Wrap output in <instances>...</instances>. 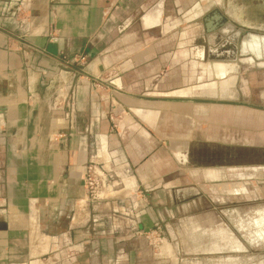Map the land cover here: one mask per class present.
<instances>
[{"label": "crops", "instance_id": "crops-1", "mask_svg": "<svg viewBox=\"0 0 264 264\" xmlns=\"http://www.w3.org/2000/svg\"><path fill=\"white\" fill-rule=\"evenodd\" d=\"M205 14L192 0H0V264H136L181 190L263 147L264 52L195 49L217 27Z\"/></svg>", "mask_w": 264, "mask_h": 264}, {"label": "rangeland", "instance_id": "rangeland-1", "mask_svg": "<svg viewBox=\"0 0 264 264\" xmlns=\"http://www.w3.org/2000/svg\"><path fill=\"white\" fill-rule=\"evenodd\" d=\"M192 4L206 10L204 16L215 17L217 26L205 38H199L205 32L198 35L195 49L227 52L231 57L264 52V0H192ZM258 94V108L264 111V84L258 86ZM252 134L263 146L252 151L255 156L238 168L225 165L219 182L199 177L198 188L181 190L184 194L176 195L170 205V218L146 239L144 248H136V264H264V139L260 137L264 138V130L257 126ZM210 152L214 156H209L208 170H216L211 163L216 162V151Z\"/></svg>", "mask_w": 264, "mask_h": 264}, {"label": "built area", "instance_id": "built-area-1", "mask_svg": "<svg viewBox=\"0 0 264 264\" xmlns=\"http://www.w3.org/2000/svg\"><path fill=\"white\" fill-rule=\"evenodd\" d=\"M27 6V5H26ZM26 6L21 5L17 10L16 23L15 26L17 29L22 30L25 25L24 14H26ZM80 60H83L80 58ZM105 180L103 174L98 170V168L90 164L86 167L84 183L90 199H95L98 192L103 188Z\"/></svg>", "mask_w": 264, "mask_h": 264}, {"label": "water", "instance_id": "water-1", "mask_svg": "<svg viewBox=\"0 0 264 264\" xmlns=\"http://www.w3.org/2000/svg\"><path fill=\"white\" fill-rule=\"evenodd\" d=\"M225 29H226V28H225ZM238 34H239V32L236 33V35H238Z\"/></svg>", "mask_w": 264, "mask_h": 264}]
</instances>
